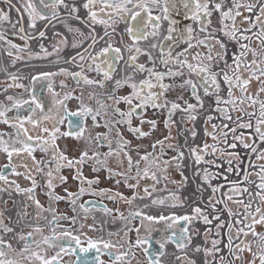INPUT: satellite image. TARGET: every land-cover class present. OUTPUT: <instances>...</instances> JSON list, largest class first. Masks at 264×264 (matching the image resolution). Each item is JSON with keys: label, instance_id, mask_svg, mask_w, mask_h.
Here are the masks:
<instances>
[{"label": "snow or ice", "instance_id": "obj_1", "mask_svg": "<svg viewBox=\"0 0 264 264\" xmlns=\"http://www.w3.org/2000/svg\"><path fill=\"white\" fill-rule=\"evenodd\" d=\"M0 4V264H264V0Z\"/></svg>", "mask_w": 264, "mask_h": 264}, {"label": "flooded vegetation", "instance_id": "obj_2", "mask_svg": "<svg viewBox=\"0 0 264 264\" xmlns=\"http://www.w3.org/2000/svg\"><path fill=\"white\" fill-rule=\"evenodd\" d=\"M14 3H17V4L19 5V4L21 3V0H14ZM0 7H4L3 4H0ZM5 10L7 11V9H5ZM11 13H16V14H17V17H15V18L12 20L13 23H15L16 20H17L18 18H21V17H20V14L17 13V12L15 11V9H12V10H11ZM21 19H22L23 26H24L25 29L28 31L29 29L27 28L28 21H27V16H26V14H25ZM4 27H5L6 29H9V28H10V26L7 25V24H6ZM39 27L42 29L43 25L40 24ZM31 31H32V30H31ZM31 31H30V32H31ZM47 31H48V35H49L50 30H47ZM33 34L35 35V33H33ZM9 39H12L15 43H18V44H22V43H23V42L20 41L17 37H14V39H13V36H11L10 31H9ZM41 42H43V43H45V44H48V43H49V40H40V39H36V40H33V41H29V45L31 46L32 49L38 51V50H39V49H38V44L41 43ZM25 57H26V54H25ZM10 59H11V58L7 57L6 54H0V65L7 64V62H8ZM30 63H31V64H35L37 67H42V65H43L45 62H41V61H32V62H30ZM8 67H9L10 71H13V72H15L17 69H20L21 74H23V75H27L29 72L33 71V69H32L31 67H25L24 64H23V62H18L17 65H16V68H12L10 65H8ZM24 71H26V72H28V73H24ZM25 82H26V81H25ZM7 83H9V81L7 80V77L5 76L4 73H1V74H0V90H2L4 87H6ZM38 90H40V89H38ZM22 91H23L22 89H9V90H8L9 94H17V93H20V92H22ZM45 92H46V90H44V93H45ZM0 99H3V93H2V91H0ZM69 108H70V110H75V105H74L73 103H70V104H69ZM148 115H149V117L151 118V116H152L151 110H149ZM177 118H178V117H177ZM72 119H75V118H72ZM158 119L162 120L163 117L161 116V117H159ZM134 122H135V123H138V121H134ZM160 128H161V129L163 128L162 124L160 125ZM173 134H175V129L173 130ZM154 135H155V136H159V135H160V132H157V133H155ZM137 142H138V143H143L145 146H147L148 143H149L148 139H145V140H143V141H137ZM170 154H171V153H170ZM148 182H149V181H145V183H148ZM101 186H102V187H109V186H111V185L107 184V186H106V185L102 184ZM158 187H159V186H158ZM124 191H125V194H126V195H130V193L127 192V190H124ZM165 194H166V193H164L163 195H165ZM85 199H89V197H85ZM121 208H122V210H123L124 206L121 205ZM135 223H136V224H139V221H136ZM119 227H120V222L118 221L117 224H116V228L114 229V231H115L117 228H119ZM156 228L158 229V231H155V232L153 233V239L149 241V247H150V249H153V250H154L156 247H158V245L155 244V240L158 239L159 236L161 235L162 230H163V228H164V225H163L162 223H161V224H157V225H156ZM132 235H133V238H134L135 234L133 233ZM89 255H90V256H94V255H95V252L93 251V252L90 253ZM141 257H142V259H143V261H144V262L141 263V264H146V261L144 260V257H143V256H141ZM102 258H103V259H107V257H102ZM65 259H69V258H68V257H65ZM73 259H74V258H73ZM133 264H136V262L133 261Z\"/></svg>", "mask_w": 264, "mask_h": 264}, {"label": "rangeland", "instance_id": "obj_3", "mask_svg": "<svg viewBox=\"0 0 264 264\" xmlns=\"http://www.w3.org/2000/svg\"><path fill=\"white\" fill-rule=\"evenodd\" d=\"M15 17H17V14L16 13H11V19L13 20ZM40 24H42L43 25V22H41ZM39 24V25H40ZM57 27H59V26H57ZM28 31H31L30 29L28 30ZM51 30H50V33H49V35H48V37H49V41H50V38H51ZM13 39H14V37H13ZM42 67H45V63L42 65ZM48 67H51V66H48ZM24 73H28V72H26V71H24ZM1 74V73H0ZM27 82V81H26ZM45 95H46V92L44 93ZM9 115H11V113L9 114ZM4 161L2 160V159H0V163H3ZM185 163H188L187 161L185 162ZM88 172H89V169H85V173L86 174H88ZM186 173L188 174V175H191V172L189 171V170H187L186 169ZM172 175L177 179V180H179V176L176 174V173H172ZM143 183H145V181L143 182ZM104 185H106L107 186V184H104ZM159 187H163V184H161V185H158ZM168 188L170 189V190H175V186L174 185H171V184H169L168 185ZM182 191V194L184 195V196H190L192 193H193V191H194V185H190L188 188H186V189H182L181 190ZM160 195H163L164 193H159ZM109 206L110 207H112L113 205H111V204H109ZM63 207H64V205H61V208L63 209ZM117 224V223H116ZM116 224L115 225H108L107 227L109 228V229H111V230H113L114 231V229L116 228ZM173 247L174 246H172V245H169L168 246V251H171L172 249H173ZM141 256H143L142 255V253H139V250H138V258L140 259V261H141V263H143L144 261H143V259H142V257Z\"/></svg>", "mask_w": 264, "mask_h": 264}]
</instances>
